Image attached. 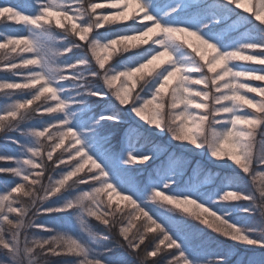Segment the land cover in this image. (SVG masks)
<instances>
[{
    "label": "snow or ice",
    "instance_id": "obj_1",
    "mask_svg": "<svg viewBox=\"0 0 264 264\" xmlns=\"http://www.w3.org/2000/svg\"><path fill=\"white\" fill-rule=\"evenodd\" d=\"M0 20L22 26L0 28V264H264V220L241 216L264 218V0H25Z\"/></svg>",
    "mask_w": 264,
    "mask_h": 264
},
{
    "label": "trees",
    "instance_id": "obj_2",
    "mask_svg": "<svg viewBox=\"0 0 264 264\" xmlns=\"http://www.w3.org/2000/svg\"><path fill=\"white\" fill-rule=\"evenodd\" d=\"M6 1H7L8 3H24V2H25V0H6ZM3 27H6V28H8V29H10V30H13V31L16 30V29H15V26H14L13 23H9V22H5V21H3V20H0V28H3ZM3 34H5V33L0 32V35H3ZM7 75H8L7 72L0 71V80L7 79V78H8ZM3 103H4V101H3V94L0 93V104L3 105ZM10 135H16V134H15V133H10ZM15 147H16L15 145H13V144H11V143H7V142L5 141V139H4V134H3V133H0V154H5V153H6V154H12V153L15 152ZM57 154H59V153H57ZM189 156H190V157H188V158H190L192 161H193L195 158H198V157H195V156H193V155H189ZM202 162H203L202 164H204L205 167L208 168V170H212V169L207 165L206 161L202 160ZM8 163H10V161H0V166H5V165L8 164ZM61 215H63V214H61ZM259 218H260V215H259ZM261 218H262V217H261ZM187 219H188L191 223L197 225L198 227L204 228L205 231H207V232H211L210 229H207L205 226L200 225L198 221L193 220L191 217H188ZM262 220H264V218H262ZM55 223L59 224V223H62V222H61V221H56ZM96 223H97V222H95V221L92 222V225H93V229H94V230H96ZM211 235H212L213 237H216L218 234H216V233H211ZM219 239L223 240V239H225V238H223V237H219ZM229 243H232V242H229ZM237 247H238V249H239L240 251H243V248H241V247H239V246H237Z\"/></svg>",
    "mask_w": 264,
    "mask_h": 264
},
{
    "label": "rangeland",
    "instance_id": "obj_3",
    "mask_svg": "<svg viewBox=\"0 0 264 264\" xmlns=\"http://www.w3.org/2000/svg\"><path fill=\"white\" fill-rule=\"evenodd\" d=\"M0 3H8L6 0H0ZM98 11H101V12H105V13H107V14H114V12L116 11V10H113V9H100V10H98ZM237 11L238 12H240L242 15H245V16H250V14L249 13H245L244 11H243V9H237ZM252 20H253V22L254 23H256V24H258L259 23V21H255L254 20V17H252ZM11 23H13L14 24V26H15V29L17 30L18 28H20V27H22V26H17L14 22H11ZM132 22L131 21H125V22H122V24H119V25H115L114 27H124V26H126V25H128V24H131ZM238 30L239 31H246V29L242 26V25H240V26H238ZM142 47H146V46H142ZM112 61H109V63H111ZM94 63V62H93ZM241 63H244V62H241ZM107 66V65H106ZM7 79H9V80H11V79H16V77H13L12 75H11V73L10 72H7ZM250 83H253V84H256V83H259V82H250ZM117 86H119V84H117ZM0 106H2L1 104H0ZM138 119V118H137ZM146 127H151V126H146ZM170 139V137L169 136H166V137H164V141L165 142H167L168 140ZM258 141H259V138H258ZM172 143L173 144H176L177 142H175V141H172ZM257 148H259V143L257 144ZM184 155L185 156H187V157H190L189 155H192L191 153H184ZM190 159V158H189ZM198 159H200L201 160V162H202V160H204V161H206L205 159H202V158H200V157H198V158H195L194 160H193V165H194V163H195V161L196 160H198ZM203 163V162H202ZM259 202V201H258ZM240 203H246V202H240ZM259 215H260V213H259V211H257V212H255L253 215H251V216H249L248 214H241V216L242 217H244L245 219H250L253 223H256V224H259V223H261V221H262V218H261V215H260V218H259ZM204 226V225H203ZM206 227V226H205ZM211 230V229H210ZM239 247H241V248H243L244 246H239ZM247 247H251V246H247Z\"/></svg>",
    "mask_w": 264,
    "mask_h": 264
}]
</instances>
